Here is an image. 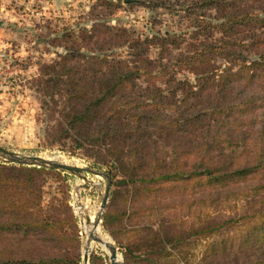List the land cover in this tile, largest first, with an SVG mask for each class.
<instances>
[{"label": "trees", "instance_id": "obj_1", "mask_svg": "<svg viewBox=\"0 0 264 264\" xmlns=\"http://www.w3.org/2000/svg\"><path fill=\"white\" fill-rule=\"evenodd\" d=\"M191 2L193 12L206 7L214 12L209 20L195 12L194 40L187 47L182 48L183 38L177 35L140 38L124 27L95 22L82 29L80 47L39 64L30 79L32 88L44 114H59L46 138L69 140L70 147L81 149L94 166H105L111 178L119 173L125 181L194 175L222 184L235 176L245 178L253 168H259L258 181H263L264 150L253 152L254 164L232 167L219 164L211 153L214 146L224 151L239 144V133L227 126L222 146H217L216 133L231 121L230 114H254L264 108V0ZM252 43L260 50L255 48L257 57L247 59L244 52ZM153 47L154 56L148 54ZM120 48H125L124 54L117 52ZM216 55L225 62H218ZM182 70L193 74V80L177 78ZM210 114L225 115L209 119ZM257 130L264 134V124ZM189 157V168L182 170ZM53 171L0 162V234L19 227L47 229V220L38 212L42 185ZM253 187L264 189V183ZM241 218H253L243 236L246 244L236 245L232 238L237 237L228 236L231 240H223L221 254L264 264V208L246 210ZM219 226L207 224L198 231L216 233ZM2 264L31 263L11 259Z\"/></svg>", "mask_w": 264, "mask_h": 264}, {"label": "rangeland", "instance_id": "obj_2", "mask_svg": "<svg viewBox=\"0 0 264 264\" xmlns=\"http://www.w3.org/2000/svg\"><path fill=\"white\" fill-rule=\"evenodd\" d=\"M193 6L191 0H0V147L24 155L59 157L95 171H83L84 179L52 169L42 185V210L38 212L47 220V229L28 231L19 227L3 231L1 264L11 259L31 264H83L81 218L75 201L78 197L83 204L100 208L107 183L103 171L111 181L100 222L115 245L119 264H246L244 258L221 254L220 250L223 240L230 241L228 236L232 235L237 237L232 238L234 244L244 246L243 236L249 232L253 218L243 220V213L264 208V189L256 191L253 187L264 183V179L258 181L259 168H253L245 178L235 176L222 184L194 175L125 181L116 173L111 178L107 167L94 166L93 159L81 149L70 147L69 140L46 138L59 114L43 113L30 80L37 75L39 64L57 59V54L65 53L67 48L80 47L79 34L95 22L124 27L140 38L177 35L183 38L182 48L187 47L194 40L191 26L195 12L204 14L206 20L214 12L208 7L193 12ZM255 48L252 43L246 49L247 59L249 55L257 57ZM117 52L124 54L125 48ZM148 54L154 56L155 48ZM216 58L225 62L223 57ZM176 77L193 80V74L186 70ZM262 112L264 108H257L254 114H230L231 121L216 133L217 146H222L220 141L228 128L239 133L241 139L238 146L224 151L214 146V160L219 159V164L227 167L254 164L253 152L264 150V134L257 130L264 124ZM222 115L210 114L209 119ZM191 162V157L187 158L180 168L187 171ZM210 164L218 165L214 161ZM213 223L220 224L218 232L198 231ZM109 255V250L93 248L86 264H110Z\"/></svg>", "mask_w": 264, "mask_h": 264}, {"label": "water", "instance_id": "obj_3", "mask_svg": "<svg viewBox=\"0 0 264 264\" xmlns=\"http://www.w3.org/2000/svg\"><path fill=\"white\" fill-rule=\"evenodd\" d=\"M0 162L12 163V164H17V165L45 167V168H51V169H62V170H66L71 173L77 174L78 176L84 179L86 177L82 174L83 171H88L92 173L95 172L90 167L82 168V167H78L72 164H66V163H61L58 161L49 160V159H46V158H43L37 155H24V154H20V153L5 149L3 147H0ZM102 175L107 179V183L105 187V194H104V197L100 205V211L97 216L98 221L100 220L101 209L104 208L106 204V200H107L108 193H109L110 181H111L109 175L106 172L103 171ZM94 240L100 241L98 238H94ZM115 250H116L115 245L112 244L109 249L110 251L109 257L111 260L115 258L116 256ZM87 260H88V253L83 252V256H82L83 264H86Z\"/></svg>", "mask_w": 264, "mask_h": 264}, {"label": "bare ground", "instance_id": "obj_4", "mask_svg": "<svg viewBox=\"0 0 264 264\" xmlns=\"http://www.w3.org/2000/svg\"><path fill=\"white\" fill-rule=\"evenodd\" d=\"M49 160L70 164L68 160L61 159L59 157ZM80 200L81 199L77 197L75 201V209L81 218L80 226L83 237V252L89 253L93 248L109 250L113 243L107 232L103 229L100 220H97V216L100 211L99 205L87 206ZM94 238H98L100 241L94 240ZM119 262L120 261L117 255L111 260L110 264H119Z\"/></svg>", "mask_w": 264, "mask_h": 264}]
</instances>
